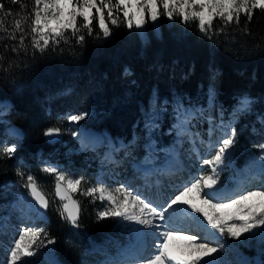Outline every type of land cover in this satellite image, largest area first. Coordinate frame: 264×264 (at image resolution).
I'll return each mask as SVG.
<instances>
[{"label": "trees", "instance_id": "1", "mask_svg": "<svg viewBox=\"0 0 264 264\" xmlns=\"http://www.w3.org/2000/svg\"><path fill=\"white\" fill-rule=\"evenodd\" d=\"M0 2L11 10L10 15L0 11V100L11 103L0 109V117L6 116L23 132L16 143L15 156L0 152V185L26 179L31 172L41 189H54V177L42 170L44 160L71 163L74 171L91 161L95 164L96 158L101 157V148L80 154L72 151V158L66 157L64 144L72 142L65 132L73 125L67 117L83 111L92 114L80 124L98 131L104 129L113 138L129 141L135 128L138 130L163 101L168 105L187 97L204 101L212 94L210 114L215 116L217 108H229L238 97L250 96L255 101L243 120L247 126L242 137H253L252 129L261 127L258 117L264 114V12L259 9L254 10L251 22H246L241 14L240 25L232 23L223 33L219 32L223 22L217 18L211 38L199 30L195 21L185 24L179 16L170 20L163 15V9L159 33L147 19L146 39L136 27L129 29L124 23H110L111 35L106 37L93 19L92 35L82 29V44L69 31V43L61 41L41 53L32 47L31 36L24 41L27 52H13L11 48L18 44L22 33L17 32V39L11 40L5 32L12 30L17 18H24L23 12H31L32 0ZM22 3L27 6L23 12ZM105 18L108 20L106 15ZM120 18L124 19L122 15ZM81 22L78 17L77 25ZM246 23L245 32L242 30ZM24 27L27 29V25ZM154 95L156 101L152 102ZM239 125L238 131L243 127ZM52 127L62 129V141L56 145H50L45 135ZM3 134L0 120V149ZM18 170L24 175H18ZM2 193L0 188V197ZM45 194L50 203L44 228L48 240L55 241L56 258L62 264H81L94 246L115 235V221L112 217L97 219V207L91 197L75 196L82 206L77 228L61 216L62 204L57 207L54 192L52 199ZM245 254L253 257L248 250Z\"/></svg>", "mask_w": 264, "mask_h": 264}, {"label": "snow or ice", "instance_id": "2", "mask_svg": "<svg viewBox=\"0 0 264 264\" xmlns=\"http://www.w3.org/2000/svg\"><path fill=\"white\" fill-rule=\"evenodd\" d=\"M17 2L18 0H12L13 4ZM32 4L31 12H23L27 6L22 3L24 18H17L11 26V31L5 29L7 38L11 40L17 39V32L22 33L18 44L11 48L13 52L21 50L27 52L24 41L27 36H31L32 47L43 53L51 45H59L61 41L69 43L70 37L67 35L69 31L71 37H75L77 42L82 44L85 41L82 29L86 30L88 35H92L93 18L97 20L99 29L107 37L111 35L112 30L105 20V10H107L108 21L112 25L119 26L120 23H124L129 29L133 27L142 29L147 19L155 22L161 16L160 9L163 8V15L170 20L174 16H179L181 22L185 24L195 21L199 30L209 38L214 34L213 23L217 18L223 22L219 28V32L223 33L232 23L240 25L241 14L246 18V22H251L254 10L259 9L264 12V0H32ZM93 9H95V16H93ZM0 11L11 14V10H6L3 2H0ZM119 14H122L123 20ZM78 17L82 18L79 26L77 25ZM242 31H247V23ZM249 106L250 101L244 97L240 102V109L247 110ZM87 115V112L72 114L67 119L79 122ZM61 131L59 127H52L46 130L45 135L52 137L60 134ZM235 142L236 129L231 128L214 146L215 153L210 158L201 160L208 169L183 185L178 194L170 198L166 205L156 203L147 197L141 198V193L134 194L123 185L113 190L101 181L97 185L82 188V182L85 181L83 176L69 177L55 166H48L43 171L54 175V194L64 201L61 216L77 228L80 226L82 206L79 200L73 199V194L79 192L83 196L107 201V207L98 212L97 219L116 217L121 221L141 226L132 228L138 242L146 235H156L160 226L155 221L171 219L170 214L166 215V213L169 209L175 210L174 206L180 204L188 205L193 212L201 214L207 224L221 234L226 232L237 240L246 233L252 236L259 234L264 238V185L228 197L226 200L218 198L213 191H219L217 185L221 183L220 171L223 170L221 166L230 160L232 153L229 150ZM257 147L264 150V144ZM15 151V145L0 149V152L9 157ZM17 174L24 175L19 170ZM24 187L29 189L31 197L41 208L49 207L50 201L38 185L36 177L28 175ZM192 193H195V197L189 198ZM194 199L199 203L193 202ZM145 229H151L152 232H145ZM254 230H259V233ZM183 231L175 227L164 231L157 237L159 242L154 244L155 254L147 257L142 255L139 244L131 245L124 252L123 264H215L214 254L218 253L219 248L212 245L216 242L197 243L195 235H183ZM172 241H187V243L174 249L171 246ZM42 243L41 230L24 228L10 249L7 264H17L24 257L34 256L36 253L33 246H39ZM47 243L54 244L55 241L49 239Z\"/></svg>", "mask_w": 264, "mask_h": 264}, {"label": "rangeland", "instance_id": "3", "mask_svg": "<svg viewBox=\"0 0 264 264\" xmlns=\"http://www.w3.org/2000/svg\"><path fill=\"white\" fill-rule=\"evenodd\" d=\"M105 15L107 16V11H105ZM114 15H116L115 12ZM93 16H95L94 9ZM105 20L108 23V26H110V22L106 18ZM160 23V17L155 22L151 21L152 27L157 33L160 32ZM138 31L143 39L148 37L147 24H145L142 29H138ZM242 99L243 98H240L238 102L234 103V108H221V111L217 109L215 116H209V107L211 106L210 102L207 103L208 105H203L197 101H188V103L183 104L179 108V117H173V115L169 113V109L164 107L163 110L158 111L159 114L157 115L152 112L153 114L151 113L149 120L146 119L143 124H140V131L137 130L136 134L133 135L135 139L132 137L127 142L125 140L108 139L110 144V146H108V150L103 151L102 148L101 150L99 149L98 154L102 157L95 164L91 161L90 165L87 164L76 171L71 170V172H69L67 166H64V163L53 162V164L55 167L58 165V168L69 177L79 178L83 176L85 181L82 182V188L97 185L101 181L109 189L113 190L123 185L130 191H133L134 194L137 192L141 193V198L147 197L156 203L166 205L170 198H173L175 194H178L183 185L188 184L195 179V176L202 174L203 170L208 169V166L203 165L201 160L210 158L216 151L214 146L226 136L231 128L236 129L238 127V123L242 120V117H245L244 114L246 110L240 109V102ZM249 99L250 98H248V100ZM155 101L156 96L154 95L152 97V102ZM163 104L165 105V103ZM84 112L88 113V115L83 119V121H86L90 117V114L89 111H83L81 113ZM166 113H169L168 118L165 116ZM259 115H261L259 116V118H261V127L252 129L251 134L254 135L253 137L251 136L249 139L242 137L243 135L241 130H245L247 126L245 122L242 123L243 128L240 129V131L236 130V142L229 150L232 153L231 158L225 165L221 166L223 169L220 171L221 183L218 184L217 187L227 189L236 187L240 177L244 176V184L240 186L241 188H239L237 193H225V195H223L224 198L221 197L224 200L241 192L264 185V150L257 147V145L264 144V114ZM71 122L73 125L68 127L67 132H65L66 135L70 137L68 140L69 143L72 142L69 145H82L81 140L84 141V138L86 137L84 133V130L86 129L81 125L75 126L76 122ZM162 123L165 125V129L163 130L165 134L171 136L173 132L177 131L176 133L180 138L177 139V142H175L172 138L169 139L170 136L167 138L163 137V133H161L163 128ZM170 124L171 129H168ZM200 125H204V129H206L208 134L210 133L213 136L211 138L212 140H209L203 136L200 131H198V126ZM137 126L138 124L136 127ZM184 126H188V132L186 133L190 134L191 138H194V135L198 132L200 133L199 138L203 136V139L206 142L203 141V143H197L198 152L195 147L192 149L191 147H187V144H185V148L182 151V168H184L185 171L182 169L180 175L177 174L174 176L179 177L176 178V180H174L173 177L168 179L165 176H170L173 172L168 171L165 164L168 160L170 152L175 150V148L178 149L177 143H179L183 137H181V133L184 131ZM82 132L83 136H81ZM73 133H75V135ZM155 136L158 137L155 139ZM195 138L198 137L196 136ZM96 139L97 142L99 141L96 144H84L79 149L69 148L71 149L69 151L79 150L78 152H83L86 148L93 149L97 144L99 145L102 142V138L99 140L98 138ZM191 140L197 141V139ZM101 144H103V142ZM191 144L193 146L194 142ZM209 145L213 147H210ZM131 150L133 152H131ZM66 157L70 160L69 153H67ZM46 162L47 164H45V166L43 165V168L48 167L51 163L49 161ZM236 163L240 165L237 166ZM21 190H24V192L22 194L19 193L20 195L17 193V196H15L16 192L13 194L14 190L9 189L0 199V213H10V220L8 221L7 227H3L0 232V264H7L8 257L10 256V249L13 247L14 241L18 238L19 233L26 227V224H28V222H24V225L20 224L24 220L21 219V217L25 218V216L19 215L18 213L20 212V205L24 204L26 207V202L21 199L22 195H30V193L26 188H22ZM43 191H45L52 199V191L54 192L52 187L43 188ZM73 195L80 196V198L88 197L81 195L79 192L74 193ZM194 197L195 193H192L189 198ZM95 200L98 212L105 210L107 207V201H101L98 199ZM193 202L199 203V201L195 199ZM51 203L52 206L55 205V202L52 200ZM56 203L57 207L62 204V202H59L58 200ZM170 210L172 209H169L168 212H170ZM197 215L203 221L205 220L201 214L197 213ZM34 218L36 219L33 220L34 225L31 224V228L41 230V240L43 243L39 246L34 245L33 248L36 254L29 260L25 259L22 263L50 264L51 262H49V260L51 259V253H53V251L55 252V246L54 244L47 243L48 235L44 228V221L40 220L39 215H36ZM112 218L116 223L115 235L109 237L100 246H94L91 250L92 253L81 264H116L114 260L116 255L123 248L125 243L127 244L131 242L134 237L132 232V227H134L133 224H130L127 221H121L120 218ZM194 221L197 222L194 217H190L189 220L180 222H172L171 220V223H174L173 225L176 226H183V223L185 222L188 228L195 227L197 229V231L194 230V235L197 237L196 242H208V239H206L207 237L202 238L206 235V232H204V229L199 227V225H196ZM18 222L19 226L17 229ZM197 227H199L200 230ZM254 231L259 233V230ZM219 234L221 235V242L219 244L213 243L214 245H212L214 247H219V251L215 256V264H240L239 260L242 258L241 256L248 257L250 264H264V238H262L259 234L252 236L246 233L239 240L231 237L226 232ZM201 235L202 237H200ZM220 248H222L223 251L220 250ZM225 248L230 249L232 252H227ZM247 250L253 254V257L250 258L249 255L245 254V251ZM154 251L156 252V250ZM154 251L151 254H155Z\"/></svg>", "mask_w": 264, "mask_h": 264}, {"label": "bare ground", "instance_id": "4", "mask_svg": "<svg viewBox=\"0 0 264 264\" xmlns=\"http://www.w3.org/2000/svg\"><path fill=\"white\" fill-rule=\"evenodd\" d=\"M163 8H161L160 9V11L162 10ZM244 97H247V98H250L249 99V101H250V106L247 108V110H246V112H245V114H244V116H246V115H249L250 113H251V108H252V104L254 103V101H255V98H253V97H250V96H240V97H238L234 102H233V104L230 106V108H234V103L235 102H238V100L240 99V98H244ZM188 101L189 102H191V101H194V102H199V103H201V104H203V105H208L207 103L208 102H210V104L212 105V103H213V98H212V96L210 95V96H207L206 98H205V100L203 101V100H192L191 98H189V97H187L186 99H184L183 101H181V102H178V103H174V104H172V105H168V103L166 102V101H163V103H165V105L162 103L161 105H162V107H160L159 109H157V110H155L154 111V113L157 115V114H159L158 113V111L159 110H163L164 109V107H167V109H169V113L170 114H172L173 115V117H179V112L178 111H180L179 110V108L183 105V104H186V103H188ZM11 106V103H10V101L9 100H0V109L1 108H3V107H10ZM210 108V107H209ZM223 109V108H222ZM173 111H175V112H173ZM247 112H249V113H247ZM169 113H166V117L168 118V116H169ZM153 114V113H152ZM259 116H261V115H259ZM1 119V121H2V123H3V128H4V134H3V141H2V148L3 147H5V146H13V145H15V147H16V150H17V148H18V146H17V144L16 143H18L19 141H20V139L22 138V136H23V132L21 131V130H19L18 129V127L17 126H15V125H13L12 123H11V121H10V119L9 118H7L6 116H2V117H0ZM259 118V117H258ZM245 119V117H242V120L238 123V125L239 124H242L243 123V120ZM259 120V122H260V120H261V118H259L258 119ZM146 121V120H145ZM144 121V122H145ZM143 122V123H144ZM172 124V123H171ZM171 124H170V126L168 127V129H171ZM136 125L137 124H135V127H136ZM162 125H163V123H162ZM185 128V129H184ZM184 128H183V132L181 133V137L182 136H184V134L186 133V132H188V126L187 127H185L184 126ZM86 130H84V133H85V135H86V137L84 138V141L83 140H81V144L82 145H84V144H96V143H98L97 142V139L96 138H98V140L99 139H101V136H100V134H98V133H92V130L90 129V128H85ZM140 129V128H139ZM136 128H135V130H134V132H133V135L134 134H136ZM81 136H83V132H82V134H81ZM198 137L199 138V136H200V133H198L197 132V134L196 135H194V138L195 137ZM96 137V138H95ZM110 137V136H109ZM197 138V139H198ZM200 139V138H199ZM198 141V140H197ZM178 144V149H176L175 148V150H173L172 152H170V154H169V156H168V160H167V162H166V164H165V166H166V168H167V170L168 171H172L173 173L172 174H170V176H165L166 178H172L173 177V179L174 180H176V178H179V177H174V176H176L177 174H181V171H182V169L185 171V169L184 168H182V166H183V154H182V151H183V149L185 148V144H181V141H179V143H177ZM193 145H197L196 146V150H197V152H198V144H196V143H194ZM188 147V146H187ZM15 153H16V151L12 154V156H10V157H13V156H15ZM9 157V156H8ZM114 157V156H113ZM112 157V158H113ZM47 160H44V163H43V165L45 166V164H47V162H46ZM20 163H22V160H21V162ZM43 165H42V169H43ZM204 165V164H203ZM49 166H55L54 164H53V162H51L50 163V165ZM57 167H58V165H57ZM166 170V169H165ZM28 175H33L34 177H36L33 173H29ZM241 175H244V174H241ZM198 176V175H197ZM197 176H195V178L197 177ZM240 177V176H239ZM243 177L244 176H241L240 177V180L238 181V183L236 184V187H233V188H231V189H227V188H220V187H217L218 189H219V191H216V190H213L214 192H216V196L218 197V198H224V196L223 195H225V193H229V194H235V193H237V191L239 190V188H241L240 186L241 185H243L244 183H243V181H244V179H243ZM39 182V181H38ZM41 184H42V182H41ZM0 188L1 189H3V190H5V191H7V190H9V189H12V190H14V192H13V194H15V192H16V194H15V196H17V193H18V195H20L19 193H23L24 192V190H21L22 188L23 189H25V187H24V185H22V184H20L18 181L17 182H13V181H7V182H5V183H2L1 185H0ZM43 188V187H42ZM227 189V190H226ZM43 190V189H42ZM10 195H12V194H10ZM27 198H29V199H27ZM21 199L23 200V201H25L26 203H27V207H26V210H30L31 211V213L29 214H27V213H25V214H23V216H26V215H29V217L27 218V219H24L23 220V222H21L20 224H22V225H24L23 223L25 222H28V224H26V227H32V225L31 224H33L34 225V222H32V220H34V215L35 214H38V215H40L41 217H44V216H46L45 215V213H44V211L43 210H41V209H39L38 208V206L36 205V203L34 202V200H33V198L28 194V195H22V197H21ZM2 209V208H1ZM174 209L175 210H170V212H168V213H166V215H169L170 214V216H171V219H169V220H167V221H159V220H157V221H155V223H157L160 227H159V229L157 230V232H156V235H146V236H144V237H142L140 240H139V242H138V240H137V236H135V233L133 232V234H134V237H133V239L131 240L132 242L130 243V244H128V246L126 247V248H123V249H121L120 251H119V253L116 255V258L114 259L115 260V262H116V264H123V260L125 259V256H124V252H125V250L126 249H128L131 245H136V244H139V246L141 247V249H142V255L144 256V257H147V255H149V254H151V253H153V251L154 250H156V248L154 247V244L155 243H158L159 241H158V239H157V237L159 236V235H161L164 231H166V230H169V228H171V227H175V228H180V229H183L184 231L182 232V234L183 235H186V234H189V235H194L195 234V231H197V229L195 228V227H193V228H191V227H187V224L184 222L183 224V226H176V225H173L172 223H171V220H172V222H179V221H185V220H189V218L190 217H194L196 220H197V222H196V224L197 225H199V227H201V228H203L204 229V232H206V235H204L203 237H202V235L200 236V237H202V238H206V239H208V241H215L216 243H214V244H219L220 242H221V239H220V234H219V232L216 230V229H212L208 224H207V222H205L206 220H202L198 215H197V213H195V212H193L190 208H189V206L188 205H184V204H180V205H177V206H174ZM170 221V222H169ZM195 222V221H194ZM126 223V222H125ZM130 224H132L131 222H129ZM181 224V223H180ZM188 224H190V223H188ZM10 225H11V223H10ZM182 225V224H181ZM18 226H19V222L17 223V229H18ZM134 227H141V226H139V225H133ZM25 227V228H26ZM199 227H197V228H199ZM133 228V227H132ZM195 230V231H194ZM199 230H200V228H199ZM145 232H148V233H151L152 232V230L151 229H145L144 230ZM160 232V233H159ZM187 243V241H172L171 242V246L174 248V249H176L177 248V246H182V245H184V244H186ZM213 244V245H214ZM219 248V247H218ZM226 249V248H225ZM220 250H222L223 251V249L222 248H220ZM222 251H220V252H222ZM226 251L227 252H232L230 249H226ZM155 252V251H154ZM225 252V251H224ZM223 253V252H222ZM217 254V253H216ZM216 254H214V256H216ZM229 254V253H228ZM242 258L240 259L241 260V262H240V260H239V263L240 264H250V262H249V258L248 257H246V256H241ZM229 258H231V257H229ZM25 259H22L21 261H20V264H23L22 262L24 261ZM51 261H53V260H49V262H51ZM114 262V261H113ZM25 264V263H24Z\"/></svg>", "mask_w": 264, "mask_h": 264}, {"label": "water", "instance_id": "5", "mask_svg": "<svg viewBox=\"0 0 264 264\" xmlns=\"http://www.w3.org/2000/svg\"><path fill=\"white\" fill-rule=\"evenodd\" d=\"M47 140H48V142H49V144L50 145H56L57 143H59L61 140H62V133H60V134H58V135H55V136H52V137H49V136H47ZM56 198H57V200L59 201V202H62V203H64V201H61L60 199H59V197L58 196H56ZM73 199H75L74 198V196H73ZM34 200V199H33ZM35 201V200H34ZM35 203L37 204V206L39 207V208H41L40 207V205L35 201ZM49 208V207H48ZM47 208V209H48ZM43 211H46L47 209H44V208H41Z\"/></svg>", "mask_w": 264, "mask_h": 264}, {"label": "built area", "instance_id": "6", "mask_svg": "<svg viewBox=\"0 0 264 264\" xmlns=\"http://www.w3.org/2000/svg\"><path fill=\"white\" fill-rule=\"evenodd\" d=\"M89 114H91V111H89ZM147 120H149V118L147 119ZM19 129V128H18ZM91 130H92V133H98L99 134V132L98 131H96V130H94L93 128H90ZM20 130V129H19ZM44 168H46V167H44ZM43 168V169H44ZM49 174V173H48ZM20 184H22V185H25V183H23V182H21V181H18Z\"/></svg>", "mask_w": 264, "mask_h": 264}]
</instances>
